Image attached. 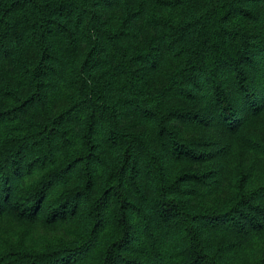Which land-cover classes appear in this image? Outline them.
Returning <instances> with one entry per match:
<instances>
[{
	"label": "trees",
	"instance_id": "16d2710c",
	"mask_svg": "<svg viewBox=\"0 0 264 264\" xmlns=\"http://www.w3.org/2000/svg\"><path fill=\"white\" fill-rule=\"evenodd\" d=\"M0 264H264V0H0Z\"/></svg>",
	"mask_w": 264,
	"mask_h": 264
}]
</instances>
